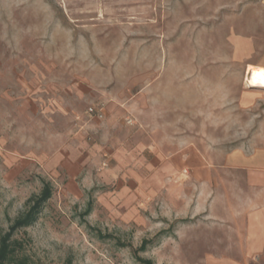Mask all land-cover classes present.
Returning <instances> with one entry per match:
<instances>
[{
  "label": "rangeland",
  "instance_id": "1",
  "mask_svg": "<svg viewBox=\"0 0 264 264\" xmlns=\"http://www.w3.org/2000/svg\"><path fill=\"white\" fill-rule=\"evenodd\" d=\"M234 35L259 47L237 58ZM263 56L264 0H0V233L48 182L52 194L36 221L13 236L36 263L237 260L220 254L225 242L239 243L237 234L227 240L216 218L202 221L183 205L175 213L171 203H201L202 152L264 132V87L245 80L247 65ZM144 86L158 105L150 119L188 123L155 127L190 136L157 143L161 167L153 147L117 150L99 129L113 125L104 118L114 101L133 119L119 116L123 132L137 138ZM100 105L102 118L88 113ZM151 138L140 140L152 146ZM185 145L192 169L169 171Z\"/></svg>",
  "mask_w": 264,
  "mask_h": 264
},
{
  "label": "crops",
  "instance_id": "2",
  "mask_svg": "<svg viewBox=\"0 0 264 264\" xmlns=\"http://www.w3.org/2000/svg\"><path fill=\"white\" fill-rule=\"evenodd\" d=\"M233 41L235 54L239 55H236L237 58H241L246 49L249 53H253L259 47V43L253 37L234 35ZM255 63L257 64L253 65L264 67V56L257 58ZM151 92L144 86L137 93L138 103L136 110L139 121L138 125H136L137 138L128 137V133H125L126 131L123 132L124 123L119 116L124 113V110L121 106L114 104V101H112L113 103L108 101L104 118V120L106 118L110 120L112 117L113 127L110 123H106L104 126L100 125L99 129L108 130V139L111 143H117H114L115 147H118L116 148L117 150L125 148L131 150V145H136L138 149L142 148V151L146 149L149 151L153 147V160L161 167L165 163L164 158H166V155L163 149L157 147V143H166L167 141L176 144V142L180 141L178 139L184 138V141H186L190 136L185 132L183 136L177 139L175 135H168L166 132H161L160 129L157 130L155 128H171L175 126L187 128L188 123L187 120L158 121L154 116L150 119L148 113L156 112L158 106L156 105V99H153L155 93ZM168 96L169 102L176 105V94L173 92L169 93ZM118 104L120 103L118 102ZM111 107L117 110V113L113 114ZM124 109L126 110V107ZM124 115V120H128L130 124H133V119L129 117V114L124 113ZM92 120L94 122L99 121L95 118ZM112 120L117 121V124H114ZM154 137L163 139L154 140ZM141 138L146 140L151 138L152 146L145 140H140ZM124 139L128 140L129 143H126V146L122 145V147H119ZM105 148L102 150V154L106 155L108 152V156L111 157L110 151L112 153L115 151ZM180 149L179 153H177L178 155L173 154L172 157H174H169L167 162L169 171L173 173L177 172L178 167H187L186 163L192 169L193 154L191 147L185 145ZM210 152H202L198 157L200 170L199 172L197 170L196 173L198 172L202 181L207 184V187H202L200 194L201 203H171L175 206V213L180 208L179 206L183 205L186 213L192 209L191 212H193L194 216L199 214L202 221L216 218L225 227L224 234L227 235H225V239H229L230 231L237 234V237L239 236L237 245H233L234 243L230 245V243L225 242L222 248L223 252L220 253L223 256H236L237 260L224 259L221 264H264V132L250 136L246 142L231 150L216 149V151ZM228 226H230V229H228Z\"/></svg>",
  "mask_w": 264,
  "mask_h": 264
},
{
  "label": "trees",
  "instance_id": "3",
  "mask_svg": "<svg viewBox=\"0 0 264 264\" xmlns=\"http://www.w3.org/2000/svg\"><path fill=\"white\" fill-rule=\"evenodd\" d=\"M52 189L48 182H44L38 194L27 199L26 208L16 216L8 229L0 233V264H42L36 263L30 256L22 252L23 241L14 238V234L32 225L45 202L51 197ZM139 264H154L151 259L138 258Z\"/></svg>",
  "mask_w": 264,
  "mask_h": 264
},
{
  "label": "bare ground",
  "instance_id": "4",
  "mask_svg": "<svg viewBox=\"0 0 264 264\" xmlns=\"http://www.w3.org/2000/svg\"><path fill=\"white\" fill-rule=\"evenodd\" d=\"M245 80L251 86L264 87V67L248 64Z\"/></svg>",
  "mask_w": 264,
  "mask_h": 264
},
{
  "label": "built area",
  "instance_id": "5",
  "mask_svg": "<svg viewBox=\"0 0 264 264\" xmlns=\"http://www.w3.org/2000/svg\"><path fill=\"white\" fill-rule=\"evenodd\" d=\"M88 113L91 115V116H94L96 118H102L103 117V114H104V111H103V107L102 105L100 106H89L88 107Z\"/></svg>",
  "mask_w": 264,
  "mask_h": 264
}]
</instances>
